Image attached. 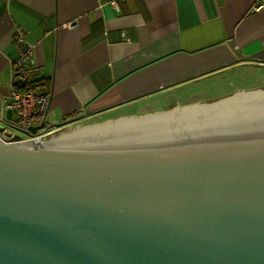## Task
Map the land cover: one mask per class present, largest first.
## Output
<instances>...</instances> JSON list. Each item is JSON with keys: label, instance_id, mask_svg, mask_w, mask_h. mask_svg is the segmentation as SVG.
<instances>
[{"label": "water", "instance_id": "1", "mask_svg": "<svg viewBox=\"0 0 264 264\" xmlns=\"http://www.w3.org/2000/svg\"><path fill=\"white\" fill-rule=\"evenodd\" d=\"M0 264H264V85L0 139Z\"/></svg>", "mask_w": 264, "mask_h": 264}, {"label": "crops", "instance_id": "2", "mask_svg": "<svg viewBox=\"0 0 264 264\" xmlns=\"http://www.w3.org/2000/svg\"><path fill=\"white\" fill-rule=\"evenodd\" d=\"M25 45L52 129L165 113L264 85V0H0L8 127Z\"/></svg>", "mask_w": 264, "mask_h": 264}, {"label": "built area", "instance_id": "3", "mask_svg": "<svg viewBox=\"0 0 264 264\" xmlns=\"http://www.w3.org/2000/svg\"><path fill=\"white\" fill-rule=\"evenodd\" d=\"M115 6V2H112ZM18 39H22L20 32L17 33ZM33 46L25 45L20 53L11 61L12 65V89L5 101L4 108L9 109L14 114V118L9 120L11 129H20L30 133L29 139L43 141L55 134L58 129L50 127L46 121V114L49 106L50 96L47 93H38L34 90L30 68L28 64L33 63ZM15 85H19L16 88ZM35 126L36 130L31 133L28 127ZM13 135L7 129L2 128L0 139L4 142L13 141Z\"/></svg>", "mask_w": 264, "mask_h": 264}, {"label": "rangeland", "instance_id": "4", "mask_svg": "<svg viewBox=\"0 0 264 264\" xmlns=\"http://www.w3.org/2000/svg\"><path fill=\"white\" fill-rule=\"evenodd\" d=\"M4 127H5V129H7L12 134L19 135V137H21V138H29V136H30V133L25 132V131L20 130V129H11L4 122L0 121V128H4Z\"/></svg>", "mask_w": 264, "mask_h": 264}, {"label": "trees", "instance_id": "5", "mask_svg": "<svg viewBox=\"0 0 264 264\" xmlns=\"http://www.w3.org/2000/svg\"><path fill=\"white\" fill-rule=\"evenodd\" d=\"M16 86V88H19L20 86L19 85H15Z\"/></svg>", "mask_w": 264, "mask_h": 264}, {"label": "flooded vegetation", "instance_id": "6", "mask_svg": "<svg viewBox=\"0 0 264 264\" xmlns=\"http://www.w3.org/2000/svg\"><path fill=\"white\" fill-rule=\"evenodd\" d=\"M65 129H67V128H65ZM65 129H62V130H65ZM59 131H61V130H59ZM59 131H57V132H59Z\"/></svg>", "mask_w": 264, "mask_h": 264}]
</instances>
